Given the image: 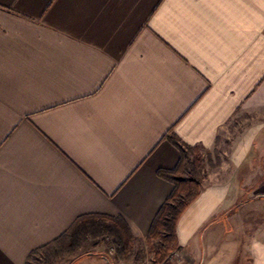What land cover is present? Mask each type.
<instances>
[{
	"label": "crops",
	"instance_id": "0c3cea01",
	"mask_svg": "<svg viewBox=\"0 0 264 264\" xmlns=\"http://www.w3.org/2000/svg\"><path fill=\"white\" fill-rule=\"evenodd\" d=\"M250 115L177 222L191 264H264V0H0V264L82 216L147 238L171 141L210 152Z\"/></svg>",
	"mask_w": 264,
	"mask_h": 264
},
{
	"label": "trees",
	"instance_id": "16d2710c",
	"mask_svg": "<svg viewBox=\"0 0 264 264\" xmlns=\"http://www.w3.org/2000/svg\"><path fill=\"white\" fill-rule=\"evenodd\" d=\"M171 142L177 146L181 158L174 171H162L159 175L172 184L173 190L154 218L147 236L148 241L161 240L165 243L154 251L152 264H166L168 255L173 250L177 251L175 228L179 217L200 196L202 190V184L196 179L194 161L190 154L198 150L182 146L174 139ZM90 237L106 238L107 247L114 249L118 257L129 260L130 254L126 253L125 245L129 238L134 237L126 223L120 218L89 215L77 218L61 237L31 252L25 263L63 264L66 260L74 259Z\"/></svg>",
	"mask_w": 264,
	"mask_h": 264
},
{
	"label": "rangeland",
	"instance_id": "374dc122",
	"mask_svg": "<svg viewBox=\"0 0 264 264\" xmlns=\"http://www.w3.org/2000/svg\"><path fill=\"white\" fill-rule=\"evenodd\" d=\"M254 122H256V119L251 115L248 117H235L229 125V133H227L224 139H219L216 147L212 151H193L190 153L192 154V160L194 161L193 164L196 170L195 176L200 184L221 182L231 175L232 170L230 165H228L229 150L236 140V137L247 129L248 125ZM184 176L186 177V175ZM105 241L106 238L104 240L102 238L90 237L83 246V250L72 260L93 255L94 258H91L89 262L83 264H152L154 251L165 244L161 240L148 241L147 238L141 240L129 238L125 246L126 253L130 254V258L126 260L118 257L114 249L106 246ZM167 245L172 246V244L168 243ZM189 257L187 254L181 255L176 250H173L168 255L166 264H191ZM68 261L70 260H66L63 264H69Z\"/></svg>",
	"mask_w": 264,
	"mask_h": 264
}]
</instances>
